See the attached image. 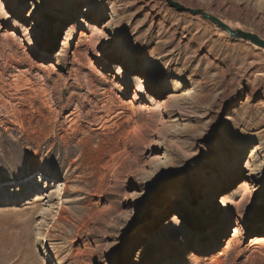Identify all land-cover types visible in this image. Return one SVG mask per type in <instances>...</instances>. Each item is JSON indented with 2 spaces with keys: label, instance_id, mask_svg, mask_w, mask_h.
<instances>
[{
  "label": "rangeland",
  "instance_id": "374dc122",
  "mask_svg": "<svg viewBox=\"0 0 264 264\" xmlns=\"http://www.w3.org/2000/svg\"><path fill=\"white\" fill-rule=\"evenodd\" d=\"M174 1L264 39V0ZM255 236L264 50L161 0H0V264H264Z\"/></svg>",
  "mask_w": 264,
  "mask_h": 264
},
{
  "label": "water",
  "instance_id": "95a60500",
  "mask_svg": "<svg viewBox=\"0 0 264 264\" xmlns=\"http://www.w3.org/2000/svg\"><path fill=\"white\" fill-rule=\"evenodd\" d=\"M161 1H165L171 8L177 10L178 12L189 13L193 16L201 17L203 20L211 23L212 25L216 26L223 32L227 33L232 39L243 40L245 42H249L253 46H256L264 50V39H262L256 34L245 32L240 29H233L232 27L225 24L223 21H221L217 17L210 15L204 12L203 10L187 8L179 4L178 2H175L174 0H161Z\"/></svg>",
  "mask_w": 264,
  "mask_h": 264
},
{
  "label": "bare ground",
  "instance_id": "6f19581e",
  "mask_svg": "<svg viewBox=\"0 0 264 264\" xmlns=\"http://www.w3.org/2000/svg\"><path fill=\"white\" fill-rule=\"evenodd\" d=\"M152 101H154L153 98H152ZM238 235H239V233L236 230L233 237L235 238ZM249 242H250L251 246H264V236H257V237L255 236L252 239H250Z\"/></svg>",
  "mask_w": 264,
  "mask_h": 264
}]
</instances>
